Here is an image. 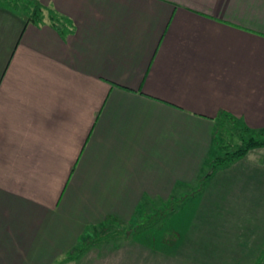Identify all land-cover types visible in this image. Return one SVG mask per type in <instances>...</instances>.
<instances>
[{
    "label": "crops",
    "instance_id": "1",
    "mask_svg": "<svg viewBox=\"0 0 264 264\" xmlns=\"http://www.w3.org/2000/svg\"><path fill=\"white\" fill-rule=\"evenodd\" d=\"M6 1L0 264H53L93 225L194 182L220 109L264 127V0H39L58 15L39 23ZM188 205L180 230L170 216L62 264H252L264 250V145Z\"/></svg>",
    "mask_w": 264,
    "mask_h": 264
},
{
    "label": "trees",
    "instance_id": "2",
    "mask_svg": "<svg viewBox=\"0 0 264 264\" xmlns=\"http://www.w3.org/2000/svg\"><path fill=\"white\" fill-rule=\"evenodd\" d=\"M31 2L30 7L32 9L30 12L26 4L23 5L25 12L24 10L20 12L15 3L7 2V4L12 9L17 10L25 21L39 23L43 19V9H46V7L39 0H31ZM46 10H48L49 18L52 20L58 17L52 10ZM232 135L238 136L237 142L226 141V139H231ZM224 142H226L224 145L226 150L223 154L216 155L214 153L215 148L218 144H224ZM233 145L234 147H230ZM263 145L264 127L250 128L239 117L220 109L214 117L211 152L205 162V169L193 183L177 182L173 192L165 199L144 197L131 216L125 221L109 216L98 224L93 225L83 232L75 244L55 260L53 264H62L67 260L77 259L90 246H98L108 241L115 242L129 239L142 231L164 227L168 218L184 201L197 197L201 193L204 183L215 171L242 157L249 149ZM169 234H165L163 238L173 243L177 234L174 231L169 232ZM263 258L264 250L252 264H260Z\"/></svg>",
    "mask_w": 264,
    "mask_h": 264
},
{
    "label": "rangeland",
    "instance_id": "3",
    "mask_svg": "<svg viewBox=\"0 0 264 264\" xmlns=\"http://www.w3.org/2000/svg\"><path fill=\"white\" fill-rule=\"evenodd\" d=\"M9 3H15V5L18 7V9H19V11L21 12V11H23L24 10V12H25V9H24V7H23V5L24 4H26L27 6H28V9H29V12L31 11V9H32V7H30V5H31V0H7ZM44 5V4H43ZM44 14H46L48 17H49V14H48V12L45 10V9H43V14H42V18H44ZM49 19H51V18H49ZM51 21H52V19H51ZM231 140V143L232 142H237L238 141V136L237 135H232V138L230 139L229 138V140L228 139H226V141L227 142H229ZM225 143L226 142H224V144L222 143H220V144H218L217 145V147L215 148V151H214V153L216 154V155H221V154H223V152L226 150L225 149ZM230 147H234V145L233 146H230ZM204 169H205V166H204ZM208 180V179H207ZM207 180H206V182H207ZM206 182L204 183V185L206 184ZM189 183H193V182H189ZM204 187V186H203ZM189 192V191H188ZM187 192V193H188ZM174 194V193H173ZM193 199V198H192ZM191 200V199H190ZM190 200H186V201H184L180 206H179V208L171 215V217L172 216H174L173 218H172V220L169 222L171 225H172V227L174 228H176L177 230H180V226H179V222H180V220H181V218L187 213V212H189V208H190V205H188L189 204V201ZM246 219V218H245ZM247 222H249V220H247ZM171 232V231H170ZM167 234H169V232H167L166 233V235ZM170 235V234H169ZM119 239V238H118ZM121 242V241H123V240H118V241H115L116 243L117 242ZM125 241V240H124ZM162 243L163 244H168V245H171V243L168 241V240H165V238H163L162 239Z\"/></svg>",
    "mask_w": 264,
    "mask_h": 264
}]
</instances>
